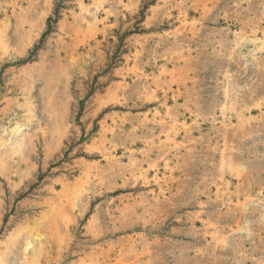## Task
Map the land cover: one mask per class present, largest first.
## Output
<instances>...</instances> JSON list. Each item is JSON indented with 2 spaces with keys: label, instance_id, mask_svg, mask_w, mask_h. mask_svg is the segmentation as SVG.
<instances>
[{
  "label": "rangeland",
  "instance_id": "rangeland-1",
  "mask_svg": "<svg viewBox=\"0 0 264 264\" xmlns=\"http://www.w3.org/2000/svg\"><path fill=\"white\" fill-rule=\"evenodd\" d=\"M0 264H264V0H0Z\"/></svg>",
  "mask_w": 264,
  "mask_h": 264
},
{
  "label": "bare ground",
  "instance_id": "bare-ground-1",
  "mask_svg": "<svg viewBox=\"0 0 264 264\" xmlns=\"http://www.w3.org/2000/svg\"><path fill=\"white\" fill-rule=\"evenodd\" d=\"M23 142V141H22Z\"/></svg>",
  "mask_w": 264,
  "mask_h": 264
}]
</instances>
